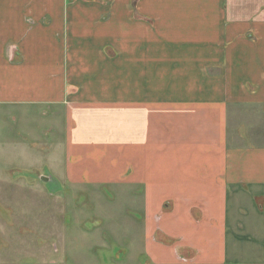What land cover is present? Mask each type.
Here are the masks:
<instances>
[{
    "label": "crops",
    "instance_id": "1",
    "mask_svg": "<svg viewBox=\"0 0 264 264\" xmlns=\"http://www.w3.org/2000/svg\"><path fill=\"white\" fill-rule=\"evenodd\" d=\"M3 107L60 123L61 179L141 193L151 263L264 264V0H0Z\"/></svg>",
    "mask_w": 264,
    "mask_h": 264
},
{
    "label": "rangeland",
    "instance_id": "2",
    "mask_svg": "<svg viewBox=\"0 0 264 264\" xmlns=\"http://www.w3.org/2000/svg\"><path fill=\"white\" fill-rule=\"evenodd\" d=\"M22 113L0 108V264H153L141 193L61 179V163L52 169L50 151L34 145L54 141L62 126Z\"/></svg>",
    "mask_w": 264,
    "mask_h": 264
},
{
    "label": "water",
    "instance_id": "3",
    "mask_svg": "<svg viewBox=\"0 0 264 264\" xmlns=\"http://www.w3.org/2000/svg\"><path fill=\"white\" fill-rule=\"evenodd\" d=\"M50 177H51V176H49V178H50ZM41 178H42V179H47V178H45L44 176H42Z\"/></svg>",
    "mask_w": 264,
    "mask_h": 264
}]
</instances>
